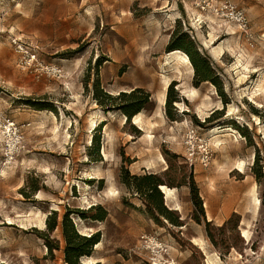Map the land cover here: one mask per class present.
<instances>
[{
  "label": "rangeland",
  "instance_id": "rangeland-1",
  "mask_svg": "<svg viewBox=\"0 0 264 264\" xmlns=\"http://www.w3.org/2000/svg\"><path fill=\"white\" fill-rule=\"evenodd\" d=\"M203 1L0 0V264H65L60 221L68 211L77 233L99 237L80 264H207L209 254L215 264H264V0H230L245 30ZM173 37L192 43L215 83L197 82L189 61L192 72L169 82L175 110L159 101L161 77L175 65ZM95 84L112 96L148 92L141 127L104 111ZM193 87L195 97H183ZM162 153L191 173L214 244L192 219L186 186L163 197L181 221L174 227L150 219L122 183L125 171L171 178Z\"/></svg>",
  "mask_w": 264,
  "mask_h": 264
},
{
  "label": "trees",
  "instance_id": "trees-1",
  "mask_svg": "<svg viewBox=\"0 0 264 264\" xmlns=\"http://www.w3.org/2000/svg\"><path fill=\"white\" fill-rule=\"evenodd\" d=\"M174 33V32H173ZM172 33V35H173ZM167 52L179 50L183 51L188 57L193 70L194 77H196L197 82H211L215 85L213 79V72L206 60L198 59L197 53L190 41L184 39L181 44L177 43L175 37L170 41L167 47ZM191 51L194 53L192 54ZM174 82H171L166 90L165 97V107H172V103L178 102V97L173 93L172 87ZM219 96L221 97L222 103L226 104L227 101L224 98L223 93L219 90ZM93 98L96 103L104 110H118L126 118V122L130 120L135 114H137L150 102V94L142 89H133L128 93H118L116 96H112L100 89L98 84L94 85ZM221 115L220 112L215 111L212 113ZM167 117L170 120H174L170 113H167ZM211 116L206 119L205 122H209ZM204 123H199L202 126ZM236 130L243 132L244 128H239L237 125L231 123ZM95 152L98 153V139L95 140ZM164 160L168 163V167L165 170V177L171 174V178L163 179L156 174H144L140 176L129 175L127 171L121 176V181L127 186L132 192L138 195L139 200L145 207L147 216L155 222H158L159 218H163L170 225L174 227H181V221L179 217L173 213V211L168 210L163 204V196L159 190L160 185H165L169 188H179L181 186H186L190 193V202L193 206L192 219L197 223H203L204 231L209 240L213 243V238L210 233V223L206 222L204 219L203 209L201 207V201L198 196V192L193 182L191 173L188 172L187 177L184 176V165H178L174 162V156H170L167 153H162ZM99 156L96 157L95 161H99ZM260 170L256 172V177L259 176ZM23 192V191H21ZM24 194V193H23ZM94 208V207H92ZM53 215V223L47 227L48 231H53L57 225L55 219V213ZM79 215L83 217L84 212L80 211ZM69 211L66 212L60 221V229L64 239L63 247V258L65 264H80L78 261L81 257H90L93 247L99 242L98 234H92L90 236L80 235L75 231L73 223L68 218ZM105 213L102 212L101 215L94 217V220L102 221L104 219ZM236 215H232V218ZM236 227V224H235ZM220 230V228L218 229ZM214 244V243H213ZM49 251L58 250V246L47 247ZM98 264V263H95Z\"/></svg>",
  "mask_w": 264,
  "mask_h": 264
},
{
  "label": "bare ground",
  "instance_id": "bare-ground-1",
  "mask_svg": "<svg viewBox=\"0 0 264 264\" xmlns=\"http://www.w3.org/2000/svg\"><path fill=\"white\" fill-rule=\"evenodd\" d=\"M219 49V48H218ZM168 58H171L173 59V61H175V65H174V68H173V71L171 73V77L170 76H165L163 75L161 78L163 80V86H162V93H161V96H160V104L163 105L164 104V101H165V93H166V90H167V86L170 82V80H172V78H179L181 76H184L183 75V70L185 71H188V73H191L192 72V68H191V65L189 63V60L187 58V56L180 52L179 50H174V51H170L168 52V55H167ZM241 58V57H240ZM167 60V59H166ZM187 76V74H186ZM180 83V82H179ZM186 85V84H185ZM188 85V84H187ZM179 86V85H178ZM187 87V86H186ZM190 87V86H189ZM212 91V90H211ZM182 93H183V97H195V94L197 93V89L196 88H184L182 89ZM263 94V93H262ZM178 104V102L176 103ZM180 104V103H179ZM201 104V103H200ZM199 106V105H198ZM184 107V106H183ZM204 107V106H203ZM202 112V110H201ZM54 117V116H53ZM141 113L138 112L137 114H135L133 116V119H132V124H137L138 126L141 124ZM135 126V125H134ZM143 126V125H142ZM146 126V125H145ZM155 126V125H154ZM141 127V125H140ZM152 127V126H150ZM158 127V126H157ZM147 128V127H146ZM145 128V129H146ZM56 129V127L54 128ZM232 129V128H231ZM213 131L215 129H212ZM143 131V130H142ZM226 131H229V130H226ZM145 132V131H144ZM143 132V134H144ZM148 132V131H147ZM233 132V131H232ZM264 132V131H263ZM56 134V133H55ZM263 134V133H262ZM229 136V135H228ZM130 137V135H129ZM150 137V136H149ZM142 138V137H141ZM148 138V137H147ZM235 140V139H234ZM217 141H219V139H217ZM223 141V140H222ZM103 155L105 156V152L103 151ZM160 158L159 161H161L162 163H164L165 161L162 159L161 155L158 157V159ZM149 164V163H148ZM152 164V163H151ZM152 166V165H151ZM235 170H239L241 172H244V161L243 160H236L235 162ZM159 190L162 191V194H163V197H164V200L166 202H169L175 195L176 193V188H169L165 185H160L159 186ZM248 194L250 196V201L252 202V206H253V209H254V212H256V210L258 209V206H259V200L257 199V197L255 196L256 194V191H255V186L252 187L249 191H248ZM84 201V200H83ZM174 210H178V206L174 207L173 208ZM207 219L210 220L209 218V215L207 214L206 215ZM242 224V222L240 223ZM247 224V223H246ZM243 226V225H242ZM250 226V225H248ZM84 229V228H83ZM82 229V230H83ZM81 230V229H80ZM86 231V230H85ZM239 231L241 233V237L243 238H246V240L248 241L249 238H250V234H249V231L246 230V229H243V228H239ZM251 233V232H250ZM88 234V233H87ZM201 238V237H200ZM198 239V238H192V243L195 244L196 246H199V248L203 249V246H204V242L201 240V239ZM97 246L99 245V242L96 244ZM205 247V246H204ZM206 250V249H205ZM214 253V252H212ZM211 254H209L210 256ZM213 255V254H212ZM205 257L207 258L206 260V263L207 264H215L216 262H218L219 260L213 255V257ZM83 259H92V258H89V257H82ZM156 264V263H155Z\"/></svg>",
  "mask_w": 264,
  "mask_h": 264
},
{
  "label": "built area",
  "instance_id": "built-area-1",
  "mask_svg": "<svg viewBox=\"0 0 264 264\" xmlns=\"http://www.w3.org/2000/svg\"><path fill=\"white\" fill-rule=\"evenodd\" d=\"M209 1L213 2V3H217L218 9L221 12L228 15V17L236 23V25L239 29H241V30L246 29L247 23H246V20H245L243 13L240 10H238L237 8H235L231 4L230 0H204L203 3L205 2L206 5H208ZM11 126H8V127H11ZM8 132H10V130H8ZM13 134H15V131Z\"/></svg>",
  "mask_w": 264,
  "mask_h": 264
},
{
  "label": "water",
  "instance_id": "water-1",
  "mask_svg": "<svg viewBox=\"0 0 264 264\" xmlns=\"http://www.w3.org/2000/svg\"><path fill=\"white\" fill-rule=\"evenodd\" d=\"M162 193V191H160Z\"/></svg>",
  "mask_w": 264,
  "mask_h": 264
},
{
  "label": "crops",
  "instance_id": "crops-1",
  "mask_svg": "<svg viewBox=\"0 0 264 264\" xmlns=\"http://www.w3.org/2000/svg\"><path fill=\"white\" fill-rule=\"evenodd\" d=\"M207 218V217H206ZM208 220V219H207Z\"/></svg>",
  "mask_w": 264,
  "mask_h": 264
}]
</instances>
